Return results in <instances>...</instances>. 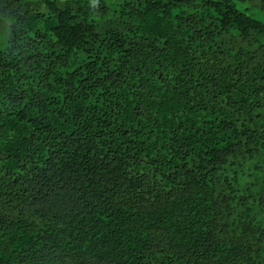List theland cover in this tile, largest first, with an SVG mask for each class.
<instances>
[{"label": "trees", "instance_id": "16d2710c", "mask_svg": "<svg viewBox=\"0 0 264 264\" xmlns=\"http://www.w3.org/2000/svg\"><path fill=\"white\" fill-rule=\"evenodd\" d=\"M39 1L0 0V264H264V0Z\"/></svg>", "mask_w": 264, "mask_h": 264}, {"label": "rangeland", "instance_id": "374dc122", "mask_svg": "<svg viewBox=\"0 0 264 264\" xmlns=\"http://www.w3.org/2000/svg\"><path fill=\"white\" fill-rule=\"evenodd\" d=\"M41 1H42V0H41ZM41 1L37 2V4H39L41 8H44V4H42ZM6 24L9 25L10 22H9V21H8V22L6 21ZM8 37H9V30L6 29V27L4 26V27L1 28V30H0V49H2V48L5 47V45H6V43H7V39H8Z\"/></svg>", "mask_w": 264, "mask_h": 264}]
</instances>
